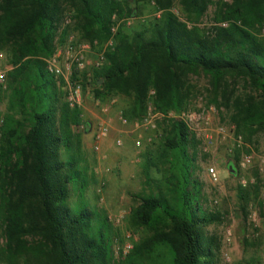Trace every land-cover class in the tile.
I'll use <instances>...</instances> for the list:
<instances>
[{"label":"trees","instance_id":"trees-1","mask_svg":"<svg viewBox=\"0 0 264 264\" xmlns=\"http://www.w3.org/2000/svg\"><path fill=\"white\" fill-rule=\"evenodd\" d=\"M59 1L0 0V51L7 52L12 66L9 109L16 108L4 117L0 113L3 252L8 264H112L113 233L106 218L85 204L73 209L67 203L83 172L79 155L71 152L70 126L80 113L61 100L58 79L45 61L54 50ZM66 1L75 9L83 38L97 44L112 39L105 63L93 71L94 93L130 97L129 118L139 117L148 103L164 114L179 112L189 73L201 70L214 77L215 101L225 75L241 76L261 91L259 97H236L231 121L246 138L264 130V36L252 31L264 22V0L224 3L208 29L199 23L209 0H140L152 2L159 14L132 34L112 30V16L128 12L129 0ZM175 1L185 18L171 9ZM168 123L154 163L160 176L153 179L145 171L147 192L130 213L131 224L144 234L117 264H214V242L205 227L221 222L222 214L203 206L194 173L198 140L182 119ZM151 165L148 157L146 169ZM241 196L246 214L249 201ZM261 208L264 217V202Z\"/></svg>","mask_w":264,"mask_h":264},{"label":"rangeland","instance_id":"rangeland-1","mask_svg":"<svg viewBox=\"0 0 264 264\" xmlns=\"http://www.w3.org/2000/svg\"><path fill=\"white\" fill-rule=\"evenodd\" d=\"M230 1L209 0L199 25L207 29L216 25L214 19L218 8ZM59 7L61 14L55 30L54 50L46 58V64L69 37L75 42L92 43L86 55V67L78 75L79 100L74 106L80 113V120L70 126L71 152L79 155L78 166L83 178L76 188L70 190L67 203L73 209L85 204L106 218L113 233L111 263L117 264L144 234L142 228L131 224V209L137 197L147 192L145 171L150 178L160 176L154 163L164 128L168 127L171 119H182L198 140L194 173L202 184L203 206L222 214L221 222L205 227L208 237L214 242V264H264V217L261 208V202H264V130L253 131L246 138L236 132L231 121L236 97L250 93L259 97L262 92L253 90L241 76L225 75L221 80L220 95L215 101L214 77L197 70L188 75L187 99L179 112L170 110L164 114L148 103L139 117L131 119L126 115L131 104L130 97L94 93L93 71L105 63L104 54L112 39L97 44L95 40L83 38L74 7L66 0H60ZM128 7V12L124 11L121 17L112 16L113 31L120 27L124 33L132 34L146 28L148 20L159 14L154 11L152 2L129 0ZM171 9L181 19L185 18L176 1ZM225 23L219 24L226 26ZM226 24L228 27L229 24ZM252 31L259 37L264 36V22L261 27L255 24ZM100 53L103 61L95 66ZM7 58V52L0 51V73L4 74L0 80L1 117L16 109H9L13 91L7 80V73L12 68ZM56 63L63 70V75H55L58 93L61 100L66 101L67 83L75 77L66 73L61 58ZM145 117L150 118L151 125L144 124ZM86 122L89 124L87 131L84 128ZM235 156L238 157L237 162L234 161ZM148 157L153 165L146 169ZM229 165L234 169L233 173L229 171ZM210 168L216 173L217 180L212 178ZM239 192L249 201L246 214L241 210L245 201L240 200ZM4 243L0 232V264H8L3 252Z\"/></svg>","mask_w":264,"mask_h":264},{"label":"built area","instance_id":"built-area-1","mask_svg":"<svg viewBox=\"0 0 264 264\" xmlns=\"http://www.w3.org/2000/svg\"><path fill=\"white\" fill-rule=\"evenodd\" d=\"M114 30V28H112ZM92 47V43L85 41H74L71 37L65 40L57 49L55 55L48 60L47 68L50 73L56 76L63 75V70L56 61L61 58L63 61L64 70L70 75V77H75L73 80L68 81V88L66 94V101L70 106H74L78 103V93H79V78L78 75L86 67V55L87 52ZM103 61V55L100 53L95 60V66H99ZM3 73H0V80L4 77ZM157 116V113H154ZM125 121V120H124ZM145 125H151L150 118L145 117ZM99 138V134H97ZM248 160V159H247ZM210 174L214 180H217L216 173L213 169H209Z\"/></svg>","mask_w":264,"mask_h":264},{"label":"water","instance_id":"water-1","mask_svg":"<svg viewBox=\"0 0 264 264\" xmlns=\"http://www.w3.org/2000/svg\"><path fill=\"white\" fill-rule=\"evenodd\" d=\"M99 82H101V80ZM84 128H85V131H87L89 129V124L87 122L85 123ZM228 169L230 172H232V173L234 172V169L232 168L231 165L228 166Z\"/></svg>","mask_w":264,"mask_h":264}]
</instances>
